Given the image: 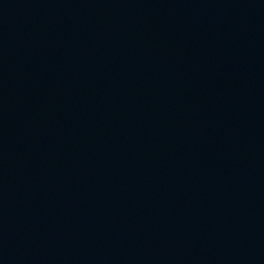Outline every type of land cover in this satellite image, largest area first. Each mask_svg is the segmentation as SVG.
Returning a JSON list of instances; mask_svg holds the SVG:
<instances>
[{"label":"water","instance_id":"1","mask_svg":"<svg viewBox=\"0 0 264 264\" xmlns=\"http://www.w3.org/2000/svg\"><path fill=\"white\" fill-rule=\"evenodd\" d=\"M0 264H264V0H0Z\"/></svg>","mask_w":264,"mask_h":264}]
</instances>
